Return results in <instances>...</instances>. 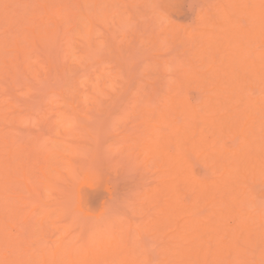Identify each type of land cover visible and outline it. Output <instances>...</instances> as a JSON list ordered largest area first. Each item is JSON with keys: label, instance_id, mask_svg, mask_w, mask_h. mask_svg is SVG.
Here are the masks:
<instances>
[{"label": "rangeland", "instance_id": "rangeland-1", "mask_svg": "<svg viewBox=\"0 0 264 264\" xmlns=\"http://www.w3.org/2000/svg\"><path fill=\"white\" fill-rule=\"evenodd\" d=\"M8 1L0 5V55L18 65L14 73L0 57V110L7 114L0 111V216L10 241L0 246V261L3 253L14 258L10 264L32 254L38 260L40 247L52 253L60 245L59 260L72 254L81 264H119L106 250L127 238L136 264H179L181 253L183 264H264V19L251 10L259 0H93L105 11L92 0ZM89 10L97 13L92 19ZM81 11L86 17L75 15ZM28 24L43 32L32 43ZM13 38L23 39L29 58L21 50L15 60ZM234 73L246 78L243 88ZM195 74L206 77L205 86ZM228 76L236 78L232 85ZM171 96L196 106L194 125L183 108L168 112ZM60 113L75 119L72 128ZM175 127L178 138L189 137L187 149L169 133ZM156 130L173 134L166 148L183 153L179 171L159 165V155L144 160L142 147L162 137ZM11 209L18 215L7 218Z\"/></svg>", "mask_w": 264, "mask_h": 264}, {"label": "bare ground", "instance_id": "bare-ground-1", "mask_svg": "<svg viewBox=\"0 0 264 264\" xmlns=\"http://www.w3.org/2000/svg\"><path fill=\"white\" fill-rule=\"evenodd\" d=\"M15 1H16V0H15ZM17 1H18V0H17ZM24 1H25V0H24ZM26 1H29V0H26ZM32 1H34V0H32ZM39 1H42V0H39ZM50 1H51V0H50ZM56 1H57V0H56ZM61 1H62V0H61ZM73 1H74V0H73ZM75 1H77V0H75ZM75 1H74V2H75ZM87 1H88V0H87ZM252 1H253V0H251V2H252ZM256 1H258V0H256ZM260 1L263 2V0H259L258 3L256 2V3L258 4V5H256V6H255L256 3H254V5H253V3H252V5H251V6H252V7H251V10L253 11V10L255 9V10L252 12V13H253L252 15L255 16V14H256V15L258 14L257 17H260L261 19H264V7H263V4H262ZM4 2H5V1H4ZM8 2H10V0H9ZM18 2H21V1H18ZM68 2H69V1H67V3H68ZM70 2H72V1H70ZM70 2H69V4H70ZM82 2H83V1H82ZM84 2H86V0H84ZM84 2H83V3H84ZM90 2L94 3L93 0L90 1ZM253 2H254V1H253ZM6 3H7V1H6ZM21 3H24V2H21ZM29 3H30V2H29ZM29 3H28V5H29ZM32 3H33V2H32ZM32 3H31V4H32ZM41 3H42V2H41ZM63 3L65 4L66 2H63ZM75 3H80V1L78 0V1L75 2ZM243 3H244V2H243ZM16 4H17V3H16ZM42 4H43V6H46V7H47V5H46L47 3L45 4V1H44ZM48 4H49V3H48ZM85 4H86V3H85ZM88 4H89V2H88ZM95 4H96V3H94V5H95ZM244 4H245V3H244ZM244 4H243V5H244ZM0 5H1V0H0ZM4 5H7V4L4 3ZM4 5H1V6H4ZM11 5H13V4H11ZM62 5H63V4H62ZM65 5H66V4H65ZM67 5H68V4H67ZM73 5H74V3H73ZM243 5H242V6H243ZM260 5H262V7H261ZM14 6H16V5H14ZM14 6H12V7H14ZM26 6H27V5H26ZM33 6H34V5H33ZM41 6H42V5H41ZM63 6H64V5H63ZM71 6H72V5H71ZM83 6H85V5H83ZM83 6H82V8H83ZM95 6H96V5H95ZM46 7H45V8H46ZM65 7H66V6H65ZM65 7L63 8V10L65 9ZM69 7H70V5H69ZM87 7H88V8H91L90 6H87ZM96 7H99V6H96ZM102 7H103V6L100 5L99 8L102 10ZM104 7H105V6H104ZM104 7H103V10H104ZM243 7L247 8L246 10H247V12H249V9H248V7H247L246 5H244ZM253 7H254V8H253ZM4 8H5V6H4ZM23 8H24V7H23ZM28 8H30V7H28ZM36 8H37V7H36ZM56 8H57V7H56ZM56 8H55L54 10H56ZM79 8H80V5H79ZM224 8H225V7H224ZM236 8H237V7H236ZM0 9H1V8H0ZM11 9H13V8H11ZM66 9H67V8H66ZM66 9H65V12H66ZM74 9H75V8H74ZM77 9H78V8L76 7V10H77ZM83 9H84V8H83ZM95 9L97 10L98 8H95ZM241 9H242V8H241ZM1 10H2V9H1ZM1 10H0V11H1ZM4 10H5V9H4ZM7 10H8V7H7ZM7 10H6V11H7ZM14 10H15V9H14ZM24 10H25V8H24ZM43 10H44V8H43ZM43 10H42V11H43ZM45 10H46V9H45ZM45 10H44V13H45ZM50 10H51V9H50ZM50 10H49V11H50ZM54 10H53V12H54ZM63 10H62L61 12H63ZM71 10H73L72 7H71ZM76 10H75V11H76ZM78 10H79V9H78ZM90 10H91V9H90ZM90 10H89V15H90V17H91V15L94 16V15L97 14V13H95V14H94V13H91V14H90V12L93 11V10H91V11H90ZM244 10H245V9H244ZM49 11L46 10L47 13H48ZM51 11H52V10H51ZM67 11H68V10H67ZM83 11H86V8H85V10H83ZM98 11H99V10H98ZM104 11H105V10H104ZM4 12H5V11H4ZM22 12H23V11H22ZM31 12L33 13V11H31ZM38 12H40V11H38ZM38 12H35V13H38ZM77 12H78V11H77ZM77 12H76V13H77ZM87 12H88V11H87ZM93 12H94V11H93ZM96 12H97V11H96ZM106 12H108V11H106ZM2 13H3V12H2ZM13 13H14V12H13ZM16 13H17V11H16ZM19 13H20V12H19ZM28 13H29V12H28ZM42 13H43V12H42ZM58 13L60 14V11H58ZM68 13H72V11H70V12L68 11ZM68 13H67V14H68ZM73 13H74V12H73ZM80 13H81L82 15L84 14V13H82V11L79 12V13H77V14H75V13H74V14L77 15V16H79L78 14H80ZM98 13H99V12H98ZM225 13H227V12H225ZM30 14H31V13H30ZM33 14H34V13H33ZM40 14H41V12H40ZM51 14H52V13H50V15H51ZM67 14H66V15H67ZM74 14H73V15H74ZM86 14H87V13H85L83 16L86 17ZM107 14H108V13H107ZM25 15H26V16H30V15H27L26 13H25ZM31 15H32V14H31ZM36 15H37V14H36ZM36 15L34 14L35 18L38 17V16H40V15H38V16H36ZM44 15H45V14H44ZM52 15H53V14H52ZM61 15H64V14L61 13ZM61 15H60V16H61ZM73 15H71V16H73ZM110 15H111V14H110ZM3 16H4V15H3ZM3 16H2V17H3ZM10 16H11V15H10ZM13 16H14V15H13ZM34 16H33V17H34ZM41 16H42V15H41ZM57 16H59V15H57ZM60 16H59V17H60ZM71 16H70V18H71ZM111 16H112V15H111ZM223 16H224V15H223ZM225 16H226V15H225ZM4 17H5V16H4ZM11 17H12V16H11ZM16 17H18V15H17ZM33 17H31V18H33ZM46 17H47V16H46ZM48 17H49V15H48ZM50 17H51V16H50ZM52 17H53V16H52ZM54 17H55V16H54ZM62 17H63V16H62ZM62 17H60V19H61ZM90 17H88L89 20L92 19V17H91V19H90ZM106 17H108V19H110V18H109V15L106 16ZM0 18H1V17H0ZM5 18H6V17H5ZM12 18H13V17H12ZM38 18H40V17H38ZM38 18H36V19H38ZM88 18H87V20H88ZM111 18H112V17H111ZM10 19H11V18H10ZM18 19H19V18H18ZM28 19H29V18H28ZM41 19H42V18H41ZM45 19H46V18H45ZM50 19H51V18H50ZM50 19H49V20H50ZM54 19H55V18H54ZM85 19H86V18H85ZM85 19H84V21H85ZM93 19H94V18H93ZM102 19H103V18H102ZM118 19H119V18H118ZM118 19H117V21H118ZM32 20L34 21V19H32ZM39 20H40V19H39ZM61 20H63V19H61ZM80 20H82V19H80ZM80 20H78V21H80ZM87 20H86V21H87ZM97 20H98V19H97ZM100 20H101V18L99 19V21H100ZM103 20H106V19H103ZM103 20H102V21H103ZM110 20H111V19H110ZM2 21H3V20H2ZM5 21H6V20H5ZM33 21H32V24H31V22H30L31 25H33V23H34ZM35 21H36V20H35ZM54 21H55L56 25H57V23L59 22V21L57 22V17H56V19H55ZM64 21H65V20H64ZM64 21H61L60 23H62V22H64ZM84 21H82L83 24H84ZM92 21H94V20H92ZM106 21H107V20H106ZM121 21H122V20H121ZM262 21H263V20H262ZM10 22H11V20H10ZM37 22H39V21H37ZM44 22H45V21H43L42 23H44ZM51 22H53V21H51ZM82 22H81L80 24H82ZM87 22H88V21H87ZM108 22H109V21H107V23H108ZM111 22H112V21H111ZM8 23H9V22H8ZM112 23H113V22H112ZM118 23H119V22H118ZM219 23H220V22H219ZM2 24H3V23H2ZM30 24H28V25H30ZM38 24H40V23H38ZM38 24H36L37 27H38ZM87 24H88V23H87ZM92 24H93V22H91V24H90V25L92 26V27L90 26L91 29L94 27ZM103 24H104V23H103ZM31 25L28 26V27H30V30H29V31H31L33 34L30 32L32 35H31V34L29 35V38H28V39H29L30 41L27 40V42H31V39H33V37H35V38H34V40H35L37 37L39 38V35H42V34H43V32H42V34H41V31H42V30H41V31H40V30H36V31H34V30L37 29V28H36V27H33V28H34V30H33ZM36 25H34V26H36ZM58 25H59V24H58ZM11 26H12V25H11ZM13 26H14V25H13ZM61 26H63V25H61ZM109 26H110V23H109ZM9 27H10V26H9ZM56 27H57V26H56ZM56 27H55V28H56ZM67 27H69V26H66V28H67ZM82 27H83V26L81 25L80 28H82ZM85 27H87V26H85ZM88 27H89V26H88ZM234 27H236V26H234ZM237 27H238V26H237ZM7 28H8V27H7ZM7 28H6V29H7ZM10 28H12V27H10ZM38 28H39V27H38ZM40 28L43 29L42 27H40ZM57 28H58V27H57ZM59 28H60V26H59ZM90 28H89V29H90ZM23 29H24V28H23ZM27 29H28V28H27ZM46 29H47V28H46ZM49 29H51V28H49ZM68 29L70 30V27H69ZM85 29H86V28H85ZM7 30H8V29H7ZM7 30H6V31H7ZM15 30H16V29H15ZM47 30H48V29H47ZM47 30H46V31H47ZM81 30L83 31V28H82ZM87 30H88V29H87ZM93 30H94V29H93ZM8 31H9V30H8ZM10 31H11V29H10ZM25 31H26V30H25ZM37 31H38V32H37ZM70 31H71V30H70ZM90 31H91V30H90ZM167 31H168V29H167ZM170 31H171V30H170ZM170 31H169V32H170ZM27 32H28V31H27ZM27 32H26V33H27ZM47 32H48V31H47ZM50 32H51V30H50ZM55 32H58L57 29H56V31H53L54 34H55ZM77 32H78V33H79V32L81 33L80 30L77 31ZM85 32H86V31H85ZM87 32H88V31H87ZM169 32H168V33H169ZM171 32H172V31H171ZM4 33H5V32H4ZM48 33H49V32H48ZM58 33H59V32H58ZM58 33H57V34H58ZM93 33H94V32H93ZM159 33H161V32H159ZM173 33H174V32H173ZM234 33H237V32L234 31ZM28 34H29V33H28ZM28 34H25V35H28ZM62 34H63V32H62ZM65 34H66V33H65ZM25 35H24V36H25ZM44 35H45V34H44ZM48 35H49V34H48ZM63 35H64V34H63ZM81 35H82V34H81ZM111 35H112V34H111ZM111 35H110V36H111ZM165 35H166V34H165ZM168 35H169V34H168ZM173 35H174V34H173ZM30 36H33V37H31V39H30ZM42 36H43V35H42ZM42 36H41V37H42ZM112 36H113V35H112ZM159 36H160V35H159ZM56 37H57V36H56ZM59 37H61V35H59ZM66 37H67V36H66ZM85 37H86V36H85ZM162 37H163V35H162ZM15 38H16V36H15ZM15 38H13V40H18V38H20V37H18L17 39H15ZM61 38H63V37H61ZM81 38H82V37H81ZM83 38H84V37H83ZM91 38H92V37H91ZM160 38H161V37H160ZM216 38H217V36H216ZM26 39H27V38H26ZM48 39H51V38H48ZM110 39H113V38L110 37ZM163 39H164V38H163ZM4 40H5V39H4ZM7 40H8V39H7ZM13 40H12V41H13ZM21 40H23V39H21ZM21 40H18V41H15V42L13 41V43L15 44V46H14L15 49L18 50V52H17L18 54L16 53V55L13 56V57L16 58L15 60H17V57H19L21 54L24 55V56H27V57H28V55H26L27 53H28L29 55L31 54V52L29 51L30 49L28 48V46H27V50H28V52H27V50H26V52L23 53V49L25 50V48H24V46H23L21 43L19 44V41L22 42ZM42 40H43V38L40 39V42H41V43H42ZM84 40H85V39H84ZM90 40H93V39H90ZM156 40H157V39H156ZM45 41H46V40H45ZM208 41H209V40H208ZM210 41H211V40H210ZM218 41L220 42V40H218ZM0 42H1V41H0ZM24 42H25V41H24ZM27 42H25L24 44H26ZM34 42H35V41H34ZM43 42H44V41H43ZM47 42H48V41H47ZM55 42H56V41L53 40L52 44H53V43L55 44ZM92 42H93V41H92ZM92 42H90V44H91ZM97 42H99V41H97ZM163 42H164V41H163ZM204 42H207V41H204ZM211 42H212V41H211ZM214 42H215V41L212 42V45H213V46H214V44H213ZM216 42H217V41H216ZM3 43H4V42H3ZM31 43H32V42H31ZM31 43H29V46H32V49H33V45H36V44L31 45ZM41 43H40V44H41ZM44 43H45V42H44ZM84 43H86V42H84ZM208 43H210V42H208ZM10 44H11V43H10ZM37 44H38V43H37ZM50 44H51V43H50ZM67 44H68V43H67ZM4 45H5V44H4ZM20 45H22V46H20ZM92 45L94 46V44H92ZM208 45L210 46V44H208ZM217 45H219V44L217 43ZM44 46H45V45H44ZM2 47H3V46H2ZM11 47H12V46H11ZM14 47H12L13 49H11V50H15ZM34 47H35V46H34ZM36 47L38 48L37 45H36ZM36 47H35V49H36ZM42 47H43V45H42ZM46 47H47V46H46ZM83 47H86V46H83ZM210 47H211V46H210ZM210 47H209V48H210ZM219 47H220V46H219ZM43 48H44V47H43ZM203 48H204V49H207L206 46H204ZM211 48H212V47H211ZM222 48H223V47H222ZM32 49H31V50H32ZM35 49L32 50V52L35 51ZM44 49H46V48H44ZM204 49H202V51H203ZM16 50H15V51H16ZM21 50H22V51H21ZM86 50H87V49H86ZM15 51H14V54H15ZM20 51H21V52H20ZM46 51H48V50L46 49ZM239 51H242V50L240 49ZM0 52H1V51H0ZM19 52H20V55H19ZM37 52H38V51L33 52V53H37ZM81 52H82V51H81ZM60 53H61V51H60ZM83 53H84V52H83ZM201 53H202V52H201ZM48 54H49V53H48ZM48 54H47V55H48ZM241 54H242V52H240V54H238V56L241 55ZM3 55H4V54H3ZM3 55H2V56L0 55V57H2L1 59H3ZM38 55L40 56V54H38ZM263 55H264V54H263ZM24 56H21V57L23 58ZM48 56H49V55H48ZM55 56H56V55H55ZM201 56H203V55H201ZM238 56H237V57H238ZM13 57H12V58H13ZM49 57H50V56H49ZM90 57H91V56H90ZM94 57H95V56H94ZM239 57L241 58V57H243V55H241V56H239ZM9 58H10V57H9ZM9 58H7L8 61H4V59H6V58H4L2 61H4V64H5V65H6L5 62L8 63V64H7V67H9V64L12 62V63H11L12 65L10 64L11 67H9V68L13 69L14 71H15V70L17 71V69H16V65H18V60H17V63L15 64L16 61H14V60L11 61V59H9ZM25 58H26V57H25ZM28 58H29V57H28ZM1 59H0V60H1ZM23 59H24V58H23ZM40 59H41V58H40ZM47 59H48V58H47ZM51 59H52V58H51ZM51 59L49 58L47 61H49V60H51ZM234 59H238V58L235 57ZM26 60H27V58H26ZM238 60H239V59H238ZM243 60H244V57H243ZM9 61H10V62H9ZM24 61H25V60H24ZM240 61H241V62H239L240 64H242V63L244 64V62L242 61V58L240 59ZM245 61H246V60H245ZM13 62H14V64H15V65H14L15 68L13 67ZM233 62H234V60H233ZM233 62L231 61V63H233ZM237 62H238V61H237ZM237 62H236V63H237ZM41 63H42V62H41ZM52 63H54V62H52ZM52 63H51V64H52ZM167 63H168V62H167ZM239 63H238L237 66H240ZM245 63H246L247 65H245L244 67H248V65H249L250 62H249V63L245 62ZM253 63H254V62H251L250 64L253 65ZM87 64H89V63H87ZM234 64H235V63H234ZM234 64H233V65H234ZM243 64H242V65H243ZM44 65H45V64H44ZM46 65H47V64H46ZM49 65H50V64H48V66L46 67V72H47V71L50 72V70H47V68H49ZM157 65H158V63H157ZM161 65H163V64H161ZM54 66H55V65H54ZM159 66H160V65H159ZM159 66H158L157 68L160 69ZM193 66H194V64H193ZM200 66H201V65H200ZM26 67H27V66H26ZM194 67H195V66H194ZM197 67H198V66H197ZM197 67H195V68H197ZM218 67H219V66H218ZM230 67H231V65H230ZM240 67H241V66H240ZM50 68H52V67H50ZM56 68H57V67H56ZM165 68H166V67H165ZM234 68H235V66H234ZM159 69H158V70H159ZM161 69L163 70V68H161ZM198 69H199V68H198ZM218 69H219V68H217L216 70H218ZM220 69H221V68H220ZM235 69H237V67H236ZM238 69H239V68H238ZM240 69H241V68H240ZM242 69H243V68H242ZM162 70H161V71H162ZM164 70H165V69H164ZM164 70H163V72H164ZM194 70L197 71V69H194ZM194 70H193V71H194ZM199 70H200V69H199ZM223 70H224V69H223ZM243 70H244V69H243ZM246 70H248V69H246ZM16 71H15L14 73H16ZM188 71H189V70H188ZM244 71H245V70H244ZM244 71H242V72L245 73ZM249 71H250V70H249ZM215 72H216V71H215ZM217 72H218V71H217ZM221 72H222V71H221ZM230 72H231V71H230ZM255 72H256L255 74H258L257 71H255ZM51 73H52V72H51ZM195 73H196V72H195ZM204 73H205V72H204ZM223 73H225V72L223 71ZM187 74H188V73H187ZM187 74H186V75H187ZM212 74H213V73H212ZM225 74H226V73H225ZM227 74H228V73H227ZM227 74L225 75V77H227ZM234 74H235V76L237 75L236 73H234ZM234 74H231V75H234ZM239 74H240V73H239ZM239 74L237 75V77L239 76ZM49 75H50V73H48L47 76H49ZM190 75H191V74H190ZM193 75H194V74H193ZM198 75H200V74H198ZM198 75L195 74V76H194L195 79H196L197 77H199ZM218 75H220L219 72H218ZM218 75L216 74V77H217ZM228 75H229V74H228ZM47 76H46V77H47ZM187 76H189V75H187ZM196 76H197V77H196ZM200 76H202V75H200ZM203 76H204V75H203ZM214 76H215V75H214ZM214 76H212V77L215 78ZM229 76H230V75H229ZM229 76H228V79H229ZM185 77H186V76H185ZM189 77H190V76H189ZM189 77L187 78V80H185L186 83L189 82V80H190V78H191V77H190V78H189ZM218 77H219V76H218ZM223 77H224V76H222V79H223ZM239 77H240V79H239ZM239 77H238V80H240V83L246 80V78H244L245 80L243 79V81L241 80V78L244 77L243 74H242V76H239ZM110 78H111V77H110ZM112 78H113V77H112ZM112 78H111V79H112ZM201 78H202V77H199L195 82H197V81L199 80V81H200L199 83H203V82H204L203 79H205L206 77H204L203 79H201ZM210 78H211V77H210ZM213 78H212V79H213ZM230 78H231V77H230ZM233 78H235V77L232 76V79H233ZM78 79H79V78H78ZM99 79H100V77H99ZM200 79H201V80H200ZM216 79H220V78H216ZM232 79H231V80L229 79V80H230L229 84L232 85L234 82H235V83L237 82L238 84H237V85L235 84V86H239V88H241V87L246 83V81H245V82H243V83L240 84L239 81H236V80L234 81V80H232ZM235 79H236V78H235ZM226 80H227V79H226ZM229 80H228V81H229ZM78 81H79V80H78ZM87 81H88V80H87ZM89 81H91V80H89ZM101 81L104 82V79L101 80ZM107 81H108V79H107ZM181 81H182V80H181ZM191 81H193V77L191 78L190 82H191ZM213 81H214V80H213ZM223 81H224V80H223ZM231 81H234V82L232 83ZM84 82H85V81H84ZM103 82H102V83H103ZM111 82H112V83H110V84L108 83L110 88H112V87H113L112 85H114V83H115L114 81H111ZM113 82H114V83H113ZM163 82H164V81H163ZM175 82H177V81H175ZM175 82H174V83H175ZM183 82H184V79H183ZM183 82H180V84H182ZM195 82H194V83H195ZM206 82H207V81H206ZM208 82H209V81H208ZM215 82L221 83V80H218V81L216 80ZM226 82H227V81H226ZM92 83L95 84L96 89H97V88H100V87H103V86H106V85H103L102 83H100V87H98L97 85H98L99 81H98V83L96 84V83H95V80H94V82H92ZM105 83H106V81H105ZM105 83H104V84H105ZM222 83H223V82H222ZM175 84H176V83H175ZM177 84H178V82H177ZM177 84H176V85H177ZM183 84H185V83H183ZM187 84L189 85V83H187ZM197 84H198V83H197ZM203 84H204V86H205L206 83H203ZM203 84H202V86H203ZM224 84H225V83H224ZM227 84H228V83H227ZM242 84H243V85H242ZM101 85H102V86H101ZM198 85H201V84H198ZM240 85H241V86H240ZM111 86H112V87H111ZM177 86H178V85H177ZM179 86H180V85H179ZM181 86H182V85H181ZM218 86H219V85H218ZM227 86H228V85H227ZM107 87H108V86H107ZM91 88H92V85H91ZM104 88H105V87H103V88H101V89L104 90ZM174 88H175V86H174ZM221 88H222V87H221ZM242 88H243V87H242ZM92 89H93V88H92ZM96 89L94 88L92 92L95 93V92H97V91L99 90V89H97V91H96ZM101 89H100V90H101ZM170 89H171V88H170ZM178 89H180V87H179ZM178 89H177V90L175 89V90L177 91V92H175V93H178ZM94 90H95V92H94ZM100 90H99V91H100ZM105 90H106V89H105ZM180 90H181V89H180ZM60 92H61V91H60ZM60 92H59V94H58V93H57V94L60 95V94L62 93V92H61V93H60ZM170 92H171V93H169V94L172 95L173 90L170 91ZM98 93H99V92H98ZM100 93H101V92H100ZM175 93H173V95H174ZM216 94H217V93H216ZM219 94H221V93H219ZM177 95H179V93H178ZM222 95H223V93H222ZM232 95H233V94H232ZM97 96H99V95H97ZM218 96H219V95H217V98H218ZM220 96H221V95H220ZM220 96H219V98H220ZM223 96H224V95H223ZM230 96H231V95H229L228 97L230 98ZM178 97H179V96H178ZM178 97H176L177 99L174 98V100H172L173 98H172V96H171V101H167V100H169V97H168V98L166 97L167 99H165V100H166V102H165V105H166V106H165V107L169 109L168 112L170 111V113H171V111L173 110V108H174V110H173L172 112H177L179 109L181 110L182 108L185 110V112L187 111L186 114H187V117H188L189 121H186V122H188V123H186V124L189 125V123H190V124H191V125H189V127H190V126L194 125V123H192V122H193V120H194L195 117H196L197 108H196V106H195L193 103H192L193 105H191V102H188V101H187V100H189V99L186 100L185 98H183V99L186 100V101H185V100H183V99L180 100V97H179V98H178ZM182 97H183V96H182ZM185 97H186V96H185ZM215 97H216V96H215ZM187 98H188V97H187ZM217 98H216V99H217ZM221 98H222V97H221ZM221 98H220V99H221ZM229 98H228V99H229ZM214 99H215V98H214ZM220 99H219V100H220ZM222 99H223V98H222ZM176 100H177V101H176ZM225 100H226V98H225ZM146 101H147V99H146ZM148 101H150V100H148ZM148 101H147V102H148ZM179 101H180V102H179ZM189 101H190V100H189ZM223 101H224V100H223ZM51 102H52V101H51ZM167 102H168V105H167ZM170 102H171V103H170ZM175 102H177V103H179V104L177 105ZM189 103H190V104H189ZM69 104H70V106L73 105V103H72V104L69 103ZM175 105H176V106H175ZM169 106H170V107L172 106V107L170 108ZM181 106H182V107H181ZM177 107H179V108L177 109ZM75 108H76V107H75ZM71 109H73V112L76 111V109H74V105H73V107H71ZM171 109H172V110H171ZM183 109H182V110H183ZM147 110H148V109H147ZM0 111H1V110H0ZM1 112L4 113L3 111H1ZM1 112H0V114H1ZM64 113H65V112H64ZM64 113H60V117H61V119H62V120H67V122L69 121L70 123H69L68 126H70V127L72 128V127L74 126L75 119L72 120L71 117H69V116L67 115L68 113H66V114H64ZM166 113H167V112H166ZM166 113H165V114H166ZM170 113H168V114H170ZM4 114H6V113H4ZM74 114L76 115V112H74L73 115H74ZM125 114H126V113H125ZM6 115H7V114H6ZM75 115H74V116H75ZM123 115H124V113L122 114V116H123ZM0 116H2V115H0ZM70 116H71V115H70ZM68 118H70V119L68 120ZM72 118H74V117H72ZM72 121H73V122H72ZM191 121H192V122H191ZM164 122H167V121H164ZM168 126H169V128H170V125H168ZM171 127H172V126H171ZM173 127H174V126H173ZM180 127H181V126H180ZM183 127H184V126H183ZM189 127L186 128V131H187V130H190V131L194 132V129H193L194 127H193V128H190V129H189ZM179 129H180V128H179ZM179 129L175 127V129L173 128V131H171V130H172V128H171L170 131H169V133H170V132L173 133V132L176 131V132H175L176 136L174 135L175 138H176L177 135H178V134H177V130H179ZM181 129H182V130H185V129H183V128H181ZM152 130H155V129H151V131H152ZM182 130H180V131H182ZM151 131H150V132H151ZM150 132H149V133H150ZM184 132H185V131H184ZM184 132H182V134H183ZM156 133H157V130H156V132H155L154 134H153V132H151L150 134H153V136H156ZM158 133L161 134L160 132H158ZM158 133H157V134H158ZM169 133H168V135H167L166 133L164 134V132H162V134L160 135V136H162L161 138H160L159 136H158L157 138H156V137H153V138H155V139H154V140H155V141H154V144H155L154 148H150L148 145H144L145 147H142V149L145 150V152H146V150H148L147 155H146V157L144 158V160L148 162V161H150L151 159H153V157H154L155 155H159V156H160V159H158V161H161L160 163H158L159 165H163V164H165V163H168V164L171 166V169L174 170L175 172H177V171H179L180 167L183 166V163L186 162V161L184 160V157L181 156V155H183V153H182L181 155H180V154L178 155L177 153H176V154H170L168 148H166V144L169 142V140L171 139L172 135L174 134V133H173V134H169ZM2 136H4V135H2ZM153 138H152V139H153ZM177 138H178V137H177ZM178 139H179V140H178ZM178 139H177V140H178L179 143H180L179 145H181L182 147L184 146V147L187 149V148H188L187 143L189 142V141H188V140H189V137H188V136H182L181 134H179V138H178ZM3 140H5V139H3ZM148 143H149V142H147V144H148ZM1 144H2V143H1ZM1 144H0V145H1ZM150 145H151V144H150ZM1 147H3V146H1ZM1 149H2V148H1ZM258 149H259V147L256 148V151H255V152H258V151H259ZM262 149L264 150V148H262ZM260 151H262V150H260ZM252 152H254V151L252 150ZM263 153H264V151H263ZM251 154H252V153H251ZM256 154H257V153H255V156H254V154H252V156H251L250 153H249V156L246 157V158H250V157H258L260 153H259L258 155H256ZM1 155H2V153H1ZM1 155H0V157H1ZM153 155H154V156H153ZM263 155H264V154H263ZM152 156H153V157H152ZM259 158H260V156H259ZM259 158H258V159H259ZM0 160H1V159H0ZM256 160H257V158H256ZM259 160H260V159H259ZM9 163H10V162H9ZM9 163H8V164H9ZM3 164H6V163H3ZM0 165H1V163H0ZM9 165H10V164H9ZM9 165H8V166H9ZM4 166H5V165H4ZM6 167H7V164H6ZM1 169H2V166H1ZM254 169H255V168H253V170H254ZM168 170L170 171V169H168ZM9 177H10V176H9ZM0 185H3V184H0ZM0 188H2V187H0ZM29 189H30V188H29ZM19 198H23V196H19ZM5 204H6V203H5ZM8 206L10 207L11 205H8ZM8 206H7V207H8ZM12 206H13V205H12ZM9 207H8V208H9ZM13 207H14V206H13ZM8 208H7V209H8ZM17 208H18V207H17ZM3 209H4V208H3ZM7 209H6V210H7ZM9 209H10V208H9ZM14 209H15V207H14ZM6 210H5V211H6ZM12 210H13V209H11V210L8 211V212H5V214L7 213V215H5L7 218H8V217L10 218V217H12V216L15 215L16 212H14V211H15L16 209H15L14 211H12ZM13 212H14V213H13ZM18 212H19V211H18ZM16 214L18 215V213H16ZM10 215H12V216H10ZM17 215H16V216H17ZM3 216H4V215H3ZM0 218H1V219H0V233H1V235H0V236H1V238H0V240H1V241H0V244H1V245H0V246H1V248H2V246H4V244H6V243H7V246H8V244H9L10 241H8L9 239H7V236L5 237V234H7V233L5 232V231L7 230V229H6V223H5V222H7V221H4V220H5V217L0 216ZM2 218H3V219H2ZM6 220H7V219H6ZM7 224H8V225H11L10 223H7ZM157 224H160V222L157 221ZM35 230H36V229H35ZM4 232H5V233H4ZM3 234H4V235H3ZM2 244H3V245H2ZM10 245H11V243H10ZM5 246H6V245H5ZM9 247H10V246H9ZM4 248H6V247H4ZM4 248H3V249H4ZM28 248H29V247H28ZM40 248H41V249H40L41 252H39L40 257H39V255H37V257H36V258H38V260H36V259H35V255L32 254V257H33L32 259L25 260V259H22V258H21V260H20V258L18 259V258L16 257V258L18 259L19 262L17 261V259H16V261H17L19 264H20V263H21V264H81V261H82V260H80V259H76L75 257H73L72 254H70V255L68 256L67 259L61 257L60 260H59V258H58V257H59L58 254H59V251H60V248H61L60 245H59L58 248L55 249V251L52 252V253H46L44 247H40ZM25 249H27V248H25ZM30 249H32V248H30ZM178 249H179V248H178ZM0 251H2V250H0ZM106 251H107V253H109V255H111V257L114 255L113 258H114V259L117 261V263H119V264H136V262H135V260H134L135 257H133L132 254H131V253H133V252L131 251V249H130V247H129V244H128V241H127V238L124 239L123 241H121L120 239H119V240H118V239L113 240L112 242H110V246L107 248ZM119 251H123L124 254L122 255V257H121L119 260H117V259H118L117 257H118V253H119ZM177 251H178V250H177ZM5 252H6V251H5ZM25 252H27V250H26ZM115 252H116V253H115ZM113 253H114V254H113ZM197 254H198V253H196L195 255H197ZM3 256H4V260L2 259V261H0V264H8V263L10 264L11 261H12V262L14 261V260H13L14 258L12 257V258H13V259H12V258H11L9 255H7L6 253H3ZM19 256H20V255H19ZM28 256H29V255H28ZM180 256L182 257V259L179 260V261H181V263H179V264H183V260H184V257H183V256H184V255L181 253ZM180 256L178 255V257H180ZM132 257H133V258H132ZM10 258H11V259H10ZM26 258H27V257H26ZM93 258H94V257H93ZM27 259H28V258H27ZM186 259H187V258H186ZM9 261H10V262H9ZM97 261H98V259H96L95 261H92V263H95V262H97ZM187 262H189V261H187ZM92 263H90V264H92Z\"/></svg>", "mask_w": 264, "mask_h": 264}]
</instances>
